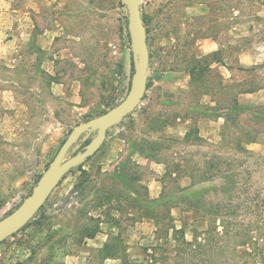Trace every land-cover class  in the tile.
Wrapping results in <instances>:
<instances>
[{
	"label": "rangeland",
	"instance_id": "374dc122",
	"mask_svg": "<svg viewBox=\"0 0 264 264\" xmlns=\"http://www.w3.org/2000/svg\"><path fill=\"white\" fill-rule=\"evenodd\" d=\"M117 1L0 0V218L31 192L78 123L126 96L133 67L120 31L127 9L123 0L124 6ZM200 3L213 8L198 15ZM141 11L150 50L142 102L108 131L93 156L69 171L26 226L0 242V264H8L12 254L29 253L38 261L46 255L45 246L62 244L47 240L63 231L65 220L85 221L95 206L101 207L104 219L116 217L119 236L109 241V251L103 254L116 252L120 264H264V213L259 216L264 209V22L255 18L263 14L262 7L256 0H142ZM206 38L217 41L220 56L231 65L229 70L211 66L209 72L214 96L222 104L227 95L220 90L221 79L224 84L261 86L238 96L246 106L240 125L256 135L255 142L245 145L248 153L231 155L230 147L221 143L223 119L217 117L221 110L208 108L214 105V96L189 85L186 68L193 53L202 55L199 46ZM242 50L251 52L247 63L256 62L242 66L238 60ZM255 65L259 66L254 70L240 69ZM238 89L233 87V93ZM192 127L198 128L201 139L184 141ZM146 140L162 144L156 159L146 156ZM230 155L240 165L243 186L235 202L260 204L249 216L241 210L239 219L263 228H252L254 243L246 248L212 255L186 253L179 246L181 239H176L181 234L167 227L182 228L188 242L195 230L206 229L202 212L208 202L226 203L227 195L213 193L223 184L221 178L194 180L207 171V161L215 156L223 161ZM172 164L180 169L170 179L165 170ZM163 188L171 201L160 198ZM204 190L206 203L196 212L189 204ZM86 205L90 209L85 213L81 210ZM126 235L135 243L146 238V246L133 258L126 253Z\"/></svg>",
	"mask_w": 264,
	"mask_h": 264
},
{
	"label": "trees",
	"instance_id": "16d2710c",
	"mask_svg": "<svg viewBox=\"0 0 264 264\" xmlns=\"http://www.w3.org/2000/svg\"><path fill=\"white\" fill-rule=\"evenodd\" d=\"M260 3L262 7L263 14L255 15L257 20H262L264 22V0H256ZM120 6H124L121 0L117 1ZM208 7L210 11L213 8L211 3H208ZM236 16H232L235 18ZM121 37L125 39V43L130 48V37L127 29V17H124V23L120 27ZM264 38V36H263ZM220 50L215 51L211 54L197 56L196 54H192L191 65L186 68V71L190 75V87H198L202 94H210L214 96L215 85L214 80L209 72L212 71L211 64L213 63H223V58L220 56ZM132 58V57H131ZM255 65L251 68L240 67L241 70H254L256 69ZM133 67V63H132ZM229 69L231 67H228ZM133 72V71H132ZM132 75V74H131ZM235 86H239L236 94L233 93L232 89ZM220 90L223 89L224 93L227 95V99L222 104L219 98L214 96V105H208L210 110H221V112L217 115V117H221L223 119V123L221 126L220 137L221 143L224 145H228L231 149V155L234 153L244 154L249 151L246 149L245 145L255 142L256 135L253 131L246 130L243 126L240 125V118L243 114L246 106L242 105L239 102L238 96L242 93H251L255 92L261 88V86H255L254 84L246 86L243 83H223V79L219 81ZM200 140L201 137L198 136V128L192 127L190 128L184 135L183 140ZM90 138L83 141L80 148L81 149ZM163 150L162 144L157 140H146V156L151 157L153 159L157 158V155L161 154ZM231 155L223 161L220 160L219 157L215 156L209 161L206 162L208 167L207 171L202 175V171L199 172V179L194 180V183H200L205 180H212L214 178H221L223 180V184L220 187H214L213 193H222L227 195L226 203L216 202L210 203L208 202V209L203 211L202 214H205L207 217V227L204 231H194L193 239L191 242H188L183 233L182 228H176L174 225L168 226L167 231L169 229L172 232L180 233L179 237L176 239H181L179 242L180 248H182L186 253L195 255V253H200L201 255H212L215 254L216 251L220 253H224V251L228 250V248H232V251L236 249L237 246L241 247H249L254 243V237L251 234L252 228H258L261 230L263 225L258 226L257 223L247 222L244 223L241 219H239V212L244 210L245 214L249 216L253 212H255V207H259L258 203L254 205L252 203H239L235 202V198H240L243 193V186L240 182L238 166L239 163L234 164V159H231ZM90 158V157H89ZM180 165L168 166L165 170V175L172 179L173 174H178ZM206 174H209L206 177ZM203 176V178L201 177ZM205 177V179H204ZM207 190H204L200 193H197L194 196L196 199L195 203H190L189 206L196 212H200V205L206 203L204 195L207 194ZM160 198L166 199V201H171L172 197L170 193H167L163 188L160 193ZM251 199V198H250ZM250 202V201H249ZM264 200H262V203ZM257 211V210H256ZM264 213V209H261L262 217ZM152 214V211H150ZM152 216V215H150ZM164 226V225H163ZM166 229V226H164ZM264 230V229H263ZM104 251H109V245L104 246ZM106 255V254H105ZM104 255V256H105ZM152 256V255H151ZM152 259V258H151ZM204 263L206 260H202Z\"/></svg>",
	"mask_w": 264,
	"mask_h": 264
},
{
	"label": "water",
	"instance_id": "95a60500",
	"mask_svg": "<svg viewBox=\"0 0 264 264\" xmlns=\"http://www.w3.org/2000/svg\"><path fill=\"white\" fill-rule=\"evenodd\" d=\"M127 9V29L133 72L126 96L100 115L78 123L61 143L54 157L41 173L31 192L9 214L0 218V242L21 230L46 203L60 181L71 169L93 156L104 143L108 131L119 124L142 102L148 88L150 50L141 1L123 0ZM90 140L74 154L70 150L80 141Z\"/></svg>",
	"mask_w": 264,
	"mask_h": 264
},
{
	"label": "crops",
	"instance_id": "0c3cea01",
	"mask_svg": "<svg viewBox=\"0 0 264 264\" xmlns=\"http://www.w3.org/2000/svg\"><path fill=\"white\" fill-rule=\"evenodd\" d=\"M198 15H205L208 13V7L205 4H198L196 6ZM245 38V37H241ZM206 38L204 44L199 46L201 51V56L211 54L215 51L220 50L217 41ZM264 42V39H261ZM249 50H242L238 56V60L242 66L248 64H253L255 62L247 63L248 56L250 55ZM223 63H213L211 66L222 65L227 70L231 65L227 64L224 59ZM226 79V78H225ZM57 188V187H56ZM55 188V189H56ZM54 192V191H53ZM52 192V194H54ZM55 206V205H53ZM85 206V205H84ZM81 211L85 212L90 209L86 205ZM93 212L88 214L93 215L86 218L85 221H79L68 224V221L65 220L63 226V231H59V234L52 239L47 241H61L62 244H56L51 246H45L42 252L46 255L39 257L37 259H30L29 253L21 256L12 254L7 258V262H19L17 264H120L121 256L116 252L104 253V246L108 245L109 241L119 236V224L113 218L104 219L103 211L101 207H94ZM79 215V214H78ZM145 223V218L142 220V224ZM58 226H61L60 224ZM68 226H72L67 228ZM145 237H141L140 243H135L133 240L130 241L126 235V253L129 257H135L137 253H140V250L143 248ZM105 255V256H104ZM37 261V262H36Z\"/></svg>",
	"mask_w": 264,
	"mask_h": 264
}]
</instances>
